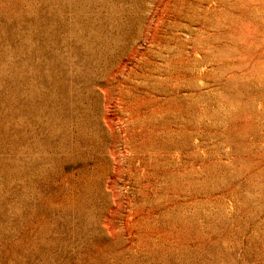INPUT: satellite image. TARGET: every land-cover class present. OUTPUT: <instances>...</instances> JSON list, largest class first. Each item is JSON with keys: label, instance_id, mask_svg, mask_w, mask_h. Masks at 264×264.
<instances>
[{"label": "rangeland", "instance_id": "1", "mask_svg": "<svg viewBox=\"0 0 264 264\" xmlns=\"http://www.w3.org/2000/svg\"><path fill=\"white\" fill-rule=\"evenodd\" d=\"M0 264H264V0H0Z\"/></svg>", "mask_w": 264, "mask_h": 264}]
</instances>
